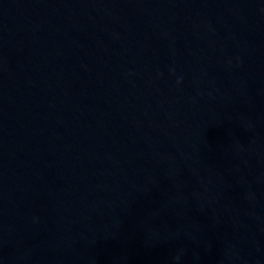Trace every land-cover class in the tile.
<instances>
[{
    "label": "water",
    "instance_id": "1",
    "mask_svg": "<svg viewBox=\"0 0 264 264\" xmlns=\"http://www.w3.org/2000/svg\"><path fill=\"white\" fill-rule=\"evenodd\" d=\"M0 264H264V0H0Z\"/></svg>",
    "mask_w": 264,
    "mask_h": 264
}]
</instances>
